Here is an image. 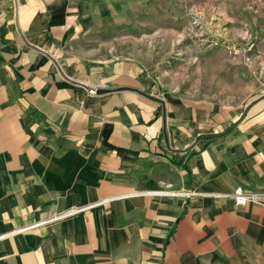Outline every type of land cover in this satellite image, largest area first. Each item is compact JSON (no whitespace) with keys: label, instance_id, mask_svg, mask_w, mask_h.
Returning <instances> with one entry per match:
<instances>
[{"label":"crops","instance_id":"obj_1","mask_svg":"<svg viewBox=\"0 0 264 264\" xmlns=\"http://www.w3.org/2000/svg\"><path fill=\"white\" fill-rule=\"evenodd\" d=\"M143 5L0 0V264H264V99L242 117L99 59ZM86 86L159 97L165 122L135 91ZM163 124L172 149L216 136L176 152Z\"/></svg>","mask_w":264,"mask_h":264},{"label":"rangeland","instance_id":"obj_2","mask_svg":"<svg viewBox=\"0 0 264 264\" xmlns=\"http://www.w3.org/2000/svg\"><path fill=\"white\" fill-rule=\"evenodd\" d=\"M143 4L136 21L102 46L99 59L134 58L164 92L215 103L243 108L264 94V0Z\"/></svg>","mask_w":264,"mask_h":264},{"label":"water","instance_id":"obj_3","mask_svg":"<svg viewBox=\"0 0 264 264\" xmlns=\"http://www.w3.org/2000/svg\"><path fill=\"white\" fill-rule=\"evenodd\" d=\"M86 88L88 90H91V89H94L95 90V93L97 94H101V93H107V92H114V91H119V90H131V91H135L141 95H143L144 97L148 98V99H151L153 101H156L158 102L161 107H162V114H163V121L165 122V104H164V101L159 98V97H156V96H153V95H150L148 93H145L137 88H134V87H128V86H119V87H112V88H105V87H97V88H92L91 86H86ZM264 98V94L262 96H259L257 97L256 99L252 100L251 102H249L244 111H243V114H242V117H244L246 115V112L247 110L252 106L254 105L255 103H257L258 101H260L261 99ZM163 136H164V141H165V144H166V147L169 149V150H173V151H176V152H181V153H184L190 149H192L198 141L200 140H204V139H207V138H210V137H214L216 136V134L214 133H205V134H202V135H198L193 143L184 148V149H172L169 145V140H168V136H167V133H166V128H165V124H163Z\"/></svg>","mask_w":264,"mask_h":264},{"label":"built area","instance_id":"obj_4","mask_svg":"<svg viewBox=\"0 0 264 264\" xmlns=\"http://www.w3.org/2000/svg\"><path fill=\"white\" fill-rule=\"evenodd\" d=\"M89 93L94 94L95 90L91 89L89 90ZM191 194V192L189 193ZM231 198H233L234 202L236 204H244L247 201H252L254 203H259L258 200V194L254 193L252 191H244V190H236L234 193L232 194H228ZM80 209H67L65 211H63L62 213H60L57 218H62V217H66L69 215H73L75 213H77ZM1 237V236H0Z\"/></svg>","mask_w":264,"mask_h":264},{"label":"trees","instance_id":"obj_5","mask_svg":"<svg viewBox=\"0 0 264 264\" xmlns=\"http://www.w3.org/2000/svg\"><path fill=\"white\" fill-rule=\"evenodd\" d=\"M183 167H185V165H183Z\"/></svg>","mask_w":264,"mask_h":264}]
</instances>
